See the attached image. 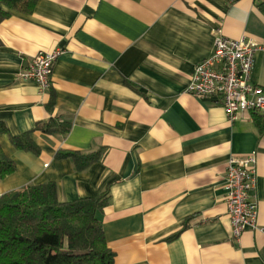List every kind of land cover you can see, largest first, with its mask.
Listing matches in <instances>:
<instances>
[{"label": "crops", "instance_id": "crops-1", "mask_svg": "<svg viewBox=\"0 0 264 264\" xmlns=\"http://www.w3.org/2000/svg\"><path fill=\"white\" fill-rule=\"evenodd\" d=\"M0 9V123L13 134L51 117L66 134H30L37 154L0 148L16 170L0 196L53 182L57 199L95 197L114 264H264V117L227 120L220 101L186 93L209 57L215 30L256 40L250 81L264 88L260 0H37L32 12ZM59 48L51 87L18 73L38 51ZM59 150H101L78 171ZM252 154L257 230L231 238L224 176L229 158ZM185 227L183 228V226Z\"/></svg>", "mask_w": 264, "mask_h": 264}, {"label": "trees", "instance_id": "trees-1", "mask_svg": "<svg viewBox=\"0 0 264 264\" xmlns=\"http://www.w3.org/2000/svg\"><path fill=\"white\" fill-rule=\"evenodd\" d=\"M37 0H0L7 9L30 13ZM9 12L0 9V21ZM264 117V116H262ZM70 124L56 118L35 123L33 129L13 135L0 123L12 145L39 152L30 134H66ZM101 150H59L56 158H70L78 171L99 160ZM16 170L15 163L0 148V179ZM108 201V185L95 197L67 202L57 199L53 182L29 185L0 196V264H114L99 219ZM185 225L183 226V228Z\"/></svg>", "mask_w": 264, "mask_h": 264}, {"label": "built area", "instance_id": "built-area-1", "mask_svg": "<svg viewBox=\"0 0 264 264\" xmlns=\"http://www.w3.org/2000/svg\"><path fill=\"white\" fill-rule=\"evenodd\" d=\"M264 3V0H260ZM261 48L252 38H226L215 30L212 54L199 62L191 73L186 93L199 98L220 101L227 120L258 114L264 116V88L250 81L255 52ZM62 53L59 48L38 51L20 70L21 81H31L40 92L51 87L54 62ZM255 158H229L224 176L225 204L231 223V238L238 240L242 232L257 230V205L252 198L255 188Z\"/></svg>", "mask_w": 264, "mask_h": 264}]
</instances>
